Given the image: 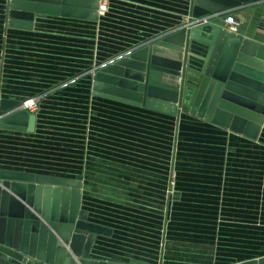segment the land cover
Wrapping results in <instances>:
<instances>
[{
    "label": "crops",
    "instance_id": "1",
    "mask_svg": "<svg viewBox=\"0 0 264 264\" xmlns=\"http://www.w3.org/2000/svg\"><path fill=\"white\" fill-rule=\"evenodd\" d=\"M192 6L107 0L97 20L36 12L24 29L8 25V0H0V98L37 99L26 108L36 115L34 131L0 128V168L80 175L87 220L112 229L97 234L91 258L235 264L264 256V122L252 138L188 109L173 114L93 93L95 68L186 27ZM227 14L241 20L236 34L264 33V0L245 3L192 24L202 27L190 52L205 54L214 21L229 28ZM197 63L192 56L190 65ZM162 80L183 86L197 77L187 69L185 78L165 73ZM104 112L115 117V133H104Z\"/></svg>",
    "mask_w": 264,
    "mask_h": 264
},
{
    "label": "water",
    "instance_id": "2",
    "mask_svg": "<svg viewBox=\"0 0 264 264\" xmlns=\"http://www.w3.org/2000/svg\"><path fill=\"white\" fill-rule=\"evenodd\" d=\"M259 0H193L191 19ZM101 0H8V25L31 29L35 13L97 20ZM79 7H85L79 8ZM240 23L241 20L237 19ZM192 22V21H191ZM204 55L189 45L202 25L187 24L115 56L92 72L95 95L191 114L257 138L264 122V33L251 36L214 21ZM198 59L191 66V57ZM188 69L197 80L183 86L163 82ZM188 88L192 94L186 99ZM36 115L17 100L0 98V128L34 131ZM82 177L65 178L0 168V264H149L91 258L97 234L112 229L87 220L81 206ZM235 264H264V256Z\"/></svg>",
    "mask_w": 264,
    "mask_h": 264
},
{
    "label": "built area",
    "instance_id": "3",
    "mask_svg": "<svg viewBox=\"0 0 264 264\" xmlns=\"http://www.w3.org/2000/svg\"><path fill=\"white\" fill-rule=\"evenodd\" d=\"M107 9V0H103L100 4V12H104ZM209 16H204V17H198V18H193V22L192 24H200V23H204L206 21L209 20L208 18ZM212 17V16H211ZM225 22L226 24L229 25V30L231 32H238V20L237 18L233 15V14H227L226 18H225ZM181 80V78H179ZM26 108L29 109H35L37 107V99L36 98H31L28 99L25 103H24Z\"/></svg>",
    "mask_w": 264,
    "mask_h": 264
},
{
    "label": "rangeland",
    "instance_id": "4",
    "mask_svg": "<svg viewBox=\"0 0 264 264\" xmlns=\"http://www.w3.org/2000/svg\"><path fill=\"white\" fill-rule=\"evenodd\" d=\"M88 117L90 119V116L89 115H88ZM98 120H99L100 123H103V129H104L103 131H104L105 134L115 133V117H113L111 115V113L104 112L103 115L98 118ZM106 193H109V194L113 195L112 196L113 197L112 200H114V202H115V190H113V191L111 190V191L106 192ZM168 194L172 198V194L173 193L170 190H169Z\"/></svg>",
    "mask_w": 264,
    "mask_h": 264
}]
</instances>
